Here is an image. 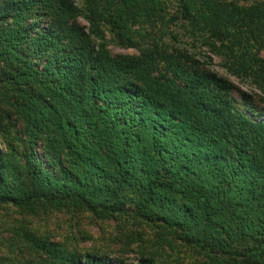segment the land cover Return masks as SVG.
Returning <instances> with one entry per match:
<instances>
[{"label": "trees", "instance_id": "trees-1", "mask_svg": "<svg viewBox=\"0 0 264 264\" xmlns=\"http://www.w3.org/2000/svg\"><path fill=\"white\" fill-rule=\"evenodd\" d=\"M176 19L264 95V1L0 0V208L132 217L205 264H264V121L230 80L152 39ZM107 33L140 54L113 56ZM24 238L32 258L0 264H111Z\"/></svg>", "mask_w": 264, "mask_h": 264}, {"label": "rangeland", "instance_id": "rangeland-1", "mask_svg": "<svg viewBox=\"0 0 264 264\" xmlns=\"http://www.w3.org/2000/svg\"><path fill=\"white\" fill-rule=\"evenodd\" d=\"M74 1L82 6V0ZM174 17L177 18V14L172 10L169 18ZM78 22L87 31L90 30L84 16ZM182 26L184 24L177 19L170 25L159 23L156 28L150 29L151 37L159 44L166 43L172 49L187 51L199 67L217 72L230 80L236 87L234 95L237 107L252 119L264 121V95L251 82L239 80L228 73L223 60L204 40L193 38ZM106 36L113 56L140 54L141 49L120 47L110 33ZM153 41L144 47L153 44ZM19 128H14L13 133ZM0 148H5L1 138ZM25 235L46 239L70 250L99 254L110 260L111 264L116 260H124L128 264L135 262L142 253L153 255L167 264L206 263L203 254L184 244L175 235L161 238L155 226L132 217L102 221L87 212H40L34 215L14 207L0 208V262L5 259L24 260L31 257Z\"/></svg>", "mask_w": 264, "mask_h": 264}]
</instances>
